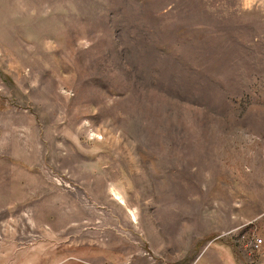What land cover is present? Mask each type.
<instances>
[{
  "label": "rangeland",
  "instance_id": "374dc122",
  "mask_svg": "<svg viewBox=\"0 0 264 264\" xmlns=\"http://www.w3.org/2000/svg\"><path fill=\"white\" fill-rule=\"evenodd\" d=\"M0 264H264V0H0Z\"/></svg>",
  "mask_w": 264,
  "mask_h": 264
},
{
  "label": "built area",
  "instance_id": "2783aa9c",
  "mask_svg": "<svg viewBox=\"0 0 264 264\" xmlns=\"http://www.w3.org/2000/svg\"><path fill=\"white\" fill-rule=\"evenodd\" d=\"M261 239L259 237H253L249 240H243L242 248L248 249V251H257L260 247Z\"/></svg>",
  "mask_w": 264,
  "mask_h": 264
}]
</instances>
